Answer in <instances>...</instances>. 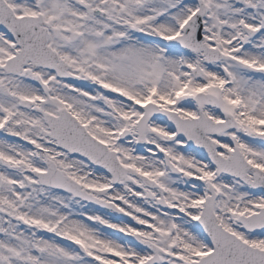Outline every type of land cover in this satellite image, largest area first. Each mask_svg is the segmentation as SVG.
Segmentation results:
<instances>
[{"label": "snow or ice", "instance_id": "obj_1", "mask_svg": "<svg viewBox=\"0 0 264 264\" xmlns=\"http://www.w3.org/2000/svg\"><path fill=\"white\" fill-rule=\"evenodd\" d=\"M0 264H264V0H0Z\"/></svg>", "mask_w": 264, "mask_h": 264}]
</instances>
